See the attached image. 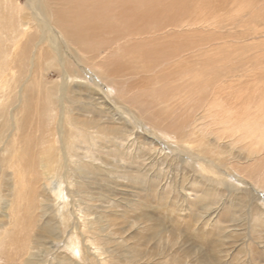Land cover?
<instances>
[{"label":"bare ground","instance_id":"6f19581e","mask_svg":"<svg viewBox=\"0 0 264 264\" xmlns=\"http://www.w3.org/2000/svg\"><path fill=\"white\" fill-rule=\"evenodd\" d=\"M114 1L27 0L31 12L23 15L18 13L23 5L17 1L0 0V17L10 11L8 18L12 19L0 21L6 26L0 32V94L4 92L2 87L15 88V60H9L10 55L15 56L10 52L16 50L15 34L37 36L38 44L51 48L50 57L75 81L73 85L59 84L40 113L32 112L25 99L21 101L23 85L18 87L15 108L23 105L29 113L26 121L19 117L20 112L0 106V121L7 132L1 164L19 191V198L10 204L9 219L5 211L6 217L0 219L1 228L6 223L11 226L1 232L2 238H15L20 264H231V249L240 251L235 249L232 237L240 235L237 227L247 222V229L257 233L251 243L264 249V234L260 233V229L264 231V207L260 205L264 195L257 190L264 189V114L250 113L246 117L247 109H256L255 99L245 102L252 94L246 97L247 89L233 79L235 73L229 74L233 69L240 73L239 67L230 69L232 63L225 59L231 52L216 54L220 59L210 56L212 49L209 57L199 52L197 56L205 59L193 65L194 71H189L186 62V70L173 76V70L184 67L177 52L183 45L180 31L169 28L178 25L174 24L177 17L170 19L173 10L164 8L168 9L165 25L151 26L149 31L156 34L161 47H155L154 55L149 53V59L156 62L148 60L137 43L130 52L129 35L125 40L129 45L120 55L122 61L125 58L130 63L131 77L150 70L156 75L153 83L130 91L128 80L118 81L119 93L111 99L112 87L106 88L98 76L108 84L117 80L103 68L105 63L100 64L103 59L89 68L83 64L88 53L79 45H85L87 38L80 39L85 31H75L80 21L72 11L81 9L86 21L98 19L108 24L117 18L114 6L119 9L123 3ZM74 60L85 67L80 71ZM83 74L95 84L90 85ZM258 90L257 86L256 94ZM118 95L123 102L115 104ZM217 96L226 103L217 101ZM229 102L234 105L229 106ZM261 102L257 101L260 108L264 106ZM103 111L112 112L108 120ZM162 132L171 133L176 141L166 146L158 137ZM4 138L6 133H0V142ZM164 163L171 166V173L178 170L184 174L163 183L168 175L162 168ZM227 168L238 172L233 174L236 183L227 178ZM159 213H168L171 222ZM225 215L227 220L221 218ZM51 228L64 236L68 253L56 250L51 260H46L48 247L44 245L49 243ZM186 239L201 240L203 246H190ZM51 243L54 246L53 240ZM247 258L240 264H257Z\"/></svg>","mask_w":264,"mask_h":264},{"label":"rangeland","instance_id":"374dc122","mask_svg":"<svg viewBox=\"0 0 264 264\" xmlns=\"http://www.w3.org/2000/svg\"><path fill=\"white\" fill-rule=\"evenodd\" d=\"M14 1H17L18 3L23 5V7L18 11L19 14H23V15L30 14L31 10L28 9L27 7V0H13V2ZM109 1L110 3L115 2L114 0H109ZM118 1L119 2L121 1L123 3L121 4V7H119V9H117L118 5H116L117 8L114 6L117 18H115L113 21H109L108 24L98 19H95V20L92 19V22H90L89 20L86 21L85 19L86 17L84 14H82L83 11H81V9L72 11L78 14L75 16L78 17L80 21L76 24L75 31L80 32V33L85 31V33H83V36L80 39L87 38L85 40V43H86L85 45H79L80 47H84V50H86V52L88 53L87 60L84 59L83 64L85 63L86 66L88 67L90 64H93L94 61L96 60L99 61L103 59L104 62L100 64L105 63L103 64V68L106 71L108 70L110 74L111 73L114 74V77L116 79L115 78L113 79L117 80V82L115 81L116 83L114 82V83L108 84L109 82H106L107 80H104L102 76L101 77L98 76V81L99 80L102 81L104 85L106 86V88L109 89L112 87V89L110 90V94L112 95L111 99H115V97H117V94L119 93L117 91L118 83L122 82L123 80H126V81L128 80L127 85L129 86L128 90L130 91H133L134 89L137 90L138 88L143 89V88L150 87L151 83H153L152 77L156 75H153L150 72V70H147L148 72H145V71L143 73L140 72L139 74L134 73L135 76L131 77L130 63L125 61V58H123V61H122L121 60L122 58L120 57V55L123 54L122 51H124V49L122 48H125V47L127 48L129 45L128 44L129 41L125 42L126 36L129 35L131 37L130 45L132 49L129 47L128 50H130V52L134 51V44L137 43L139 44V50L146 55L147 59L154 61L155 58L149 59L150 57L149 53L151 55H154L155 51L157 50L155 49V47L157 48H161V47L160 45L159 46L157 45L156 41L158 37H156V34L152 35V33H149V31L152 32L151 26L152 27H156V26L162 27L163 25H165V20H166L165 10H168V9H164V8L169 7V9H172L173 11L170 13L171 16L169 15L168 17L171 19V17L174 16L172 17L173 20H176V17H177L178 22L175 21L174 24H178L179 26H181V28L178 27V25L173 26V27L169 26V28H171L172 31L176 30L175 32L180 31L179 38L183 45V49L179 48V50H177L179 57H180L179 58L180 62L181 64L184 65V67L182 68L183 71L182 69H180L181 71L173 70L174 71L173 76L182 74L186 70L185 68L186 62L189 63L188 65L189 71L190 72L194 71L193 65L196 63H200L202 62L203 59H205L203 55L197 56V53L199 52H205L208 54V57H209V52L212 49L210 53V56L212 58H214L215 55L219 53H221V56H222L223 54H229L231 52V55H228L229 58L225 57V59L226 60L230 59L229 62L232 63L230 65V69L233 66H234L233 68L239 67L238 69L240 73L238 74L237 72H234V69H233L232 72L230 70L229 74L235 73L237 75L236 76L234 74V76L232 77L235 81H240L243 84L244 89H247L246 97H247V93L252 94V98L251 97L245 98V102H252V99H255V101H253V105L256 106L255 107L256 109L254 110H252L251 108L247 109L245 111L248 114L246 115V117L250 116L249 115L250 113L252 114L258 113L260 115L264 114V106L261 105V108L257 106L258 104L257 101L259 102H261L262 100L264 101V95H263L264 86L263 87L261 86V85H264L263 83L264 82V49H263L264 48V0H178V1L177 0H162V1L153 0V2L152 0H148V1L147 0L146 1L145 0H118ZM124 2H127V3L124 4ZM170 3L172 4L170 5ZM105 5L107 4L105 3ZM129 5L133 6V8L130 7V9H127L129 8ZM94 7L95 5L94 6L92 5V8ZM176 7L177 9H175ZM85 9L86 7L83 8V10ZM238 9H239V12H237ZM93 11L95 10L93 9ZM9 12L10 11L3 14L0 17V21L7 22L9 20H12L8 18L10 14ZM79 15L81 18L79 17ZM123 15H126V16H123ZM123 17L126 20L123 19ZM146 17L148 18L147 20H146ZM122 20L124 24L122 23ZM159 20L160 21L162 20V21L160 22ZM0 25H1V22H0ZM86 26L87 28H85ZM147 27H148V30L146 29ZM215 27L216 29L214 30ZM3 28L6 29V26H3L2 24L0 27V32L3 30ZM93 29H94V33H93ZM135 31H136L137 36L135 34ZM96 33L97 35L99 34L100 36L99 35L96 36ZM14 36H18V40L14 42V47H16V50L12 49L10 52L11 53L14 52L15 56L10 55L9 60L10 61L15 60V62H12V65L15 66L14 71L16 72L15 88L13 91L11 88L2 87L4 89V92L0 94V106L2 107V109L13 108L14 111L20 112L19 117H21L23 121H26L28 120L29 113L23 110V105L19 103V106L15 108V106L19 102V99L17 96L18 87L23 85L24 97L21 99V101L25 99V102L30 106L32 112L34 111L35 113L36 112L40 113L42 109H45L47 107V104L49 101V94L55 92L57 88H60V85L64 84L65 82H67L70 85H73L75 81L72 80L71 76H69L70 75L69 73L66 74L62 70L60 65L57 62H55L52 57H50V53L53 54L52 49L49 48L50 50H48L47 46L43 48L41 44L40 45L38 44L37 36L35 37L27 36L24 38L20 36L19 34H15ZM114 40H115V43H114ZM107 45L111 49L107 47ZM193 45H196V46H193ZM118 50H120V52H118ZM112 52L114 53V55ZM165 58L163 59V61L165 60ZM215 58L220 59L219 57H215ZM233 60H235L236 63H234ZM1 62L2 61H0V63ZM74 64H76V67L79 69L85 65V64L83 65L82 63H80V65L79 64L77 65V63H75V60H74ZM168 70L172 71L170 67L168 68ZM125 72L126 73L128 72V74H125ZM221 72L224 73L223 70ZM83 75L86 77L85 74ZM120 75L122 77H119ZM241 75H244V76H241ZM171 76L172 75L168 76L169 82L171 80ZM232 77L229 76V78H232ZM86 79L88 80V83L90 85L95 84L93 79L91 78L88 79L87 77ZM140 80L141 82H139ZM25 84L26 86H24ZM134 84H135V87H134ZM226 85H229V83H226ZM257 86L259 87V90H258L259 94H256ZM232 91L233 90H231L230 93H232ZM85 93L87 94L88 91H85ZM2 94H4L3 97H1ZM92 94L94 93L91 92V95ZM94 95L95 97L97 96L96 94ZM220 98L221 100H219ZM220 98H218L217 96L216 97L217 101L226 103L225 99L223 100L222 97ZM114 101H115V104H117V102L119 101L120 103L123 102V100L119 98V95H118V100L116 98V100ZM263 101L261 103H263ZM230 105H234V103L229 102V106ZM103 108H106L108 110L110 109L109 107H103ZM105 111H103L105 115L104 119L108 120L110 117L109 115L112 112H105ZM183 112L187 113L185 110H183ZM88 116L91 117L92 115L88 114ZM140 122H143V121L140 120ZM146 125L149 128L152 127L151 124L147 123ZM261 125L264 126V122H261ZM26 127L28 130L29 125H26ZM3 132L6 133V138H4L2 142H0V205L2 207L0 208V219L6 217L5 215H3L4 211L7 215V218L9 217L8 213L10 209V204L19 198V191L17 188L13 187L11 176L9 175L10 172L5 170L1 164L3 160L4 149H5L4 142L7 140V132H6L5 125L3 124L2 121H0V133H3ZM161 135H162L161 137L158 136L159 140L160 141L163 140L162 143H164L166 146H168L169 143L176 141L174 140L172 134L171 133L169 134V132L167 133L162 132ZM169 136H171V138H169ZM160 145L163 146L161 142H160ZM166 149L167 148H165V150ZM242 156L244 157V153H242ZM163 165H162V168L165 167L164 170L166 171V173L168 172V175L162 180L164 181L163 183L167 184L171 182L172 177L177 178L178 176H182L184 174V171L180 172L178 170H176L178 173H171L172 171L171 166H169L167 163H164ZM226 170L228 172L227 178L229 179V181L231 183L233 182L236 183L237 181H235L233 174H235V172L237 171L236 170L233 171V169H230V168H227ZM257 190L259 191L258 192L259 194L264 195L263 188H257ZM262 198H264V196ZM213 202L216 203L215 200ZM260 205L264 207V201H262ZM39 210L40 208L37 209L36 211L40 212ZM167 214L164 215V214L159 213L158 216L159 217L163 216L162 218L166 222L170 223L171 222L170 215L168 214L169 215L168 216ZM218 218L219 216L214 217V220H218ZM221 218L222 219L225 218V220H227L228 217L225 215L224 217H221ZM225 223L227 224V222ZM246 224L247 222L243 226L237 227L240 235L238 233H235L232 237L231 241L234 243L235 249L238 248L237 250H240V251L239 252L233 251L234 252L233 253L231 249V256H230L231 264H240L241 261L247 257H248L247 259L249 262L257 263V264H260L261 261L264 260V249L255 242L251 243L253 242L251 240V237H256L257 233L256 232L251 233L252 230L251 229L248 230L247 229L248 225ZM253 224H255V222ZM5 228H11V226L8 223H6L4 228L0 227V264H20V261H19L20 258L18 255V249H17V244L15 243L16 242L15 238H11V239L6 238V237L2 238L1 232L6 231L7 229ZM241 229L242 231H240ZM49 231L50 233L47 236L49 243L44 245L48 247L46 250V256H45L46 260H51L52 253L56 250H61L63 254L68 253V250L66 246L64 245V236L63 237L58 236L61 234V232H56L55 229L52 230V228ZM260 233L264 234V231L260 229ZM55 234L57 236H55ZM51 240H53L54 246L52 245ZM188 240L189 239H186V243L189 244L190 246L202 245L201 240H198V239L191 240L190 239L189 242H187ZM133 241H136V240H133ZM141 241H142L141 239H138L139 243ZM245 244H247L248 246L250 245V248H247ZM235 253H238L239 255L235 257L234 256ZM72 256L76 259L79 258L78 260H83L82 256L80 255L72 254Z\"/></svg>","mask_w":264,"mask_h":264}]
</instances>
